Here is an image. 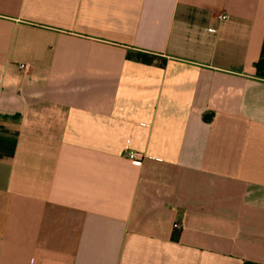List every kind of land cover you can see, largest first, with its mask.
Returning a JSON list of instances; mask_svg holds the SVG:
<instances>
[{
	"label": "crops",
	"instance_id": "0c3cea01",
	"mask_svg": "<svg viewBox=\"0 0 264 264\" xmlns=\"http://www.w3.org/2000/svg\"><path fill=\"white\" fill-rule=\"evenodd\" d=\"M0 264H264V0H0Z\"/></svg>",
	"mask_w": 264,
	"mask_h": 264
},
{
	"label": "built area",
	"instance_id": "2783aa9c",
	"mask_svg": "<svg viewBox=\"0 0 264 264\" xmlns=\"http://www.w3.org/2000/svg\"><path fill=\"white\" fill-rule=\"evenodd\" d=\"M226 19V16L225 15H220L219 16V20L220 21H224ZM19 68L23 71L27 70L28 69V65L26 64H20L19 65ZM126 159L131 162L132 164L134 165H140L142 163V160H143V157L142 156H139L135 153H132V152H128L126 153ZM177 226V225H175Z\"/></svg>",
	"mask_w": 264,
	"mask_h": 264
},
{
	"label": "trees",
	"instance_id": "16d2710c",
	"mask_svg": "<svg viewBox=\"0 0 264 264\" xmlns=\"http://www.w3.org/2000/svg\"><path fill=\"white\" fill-rule=\"evenodd\" d=\"M128 57H132V55H128ZM132 58H136L144 63H148L150 61V59L148 57H145L144 55H135L134 57Z\"/></svg>",
	"mask_w": 264,
	"mask_h": 264
}]
</instances>
